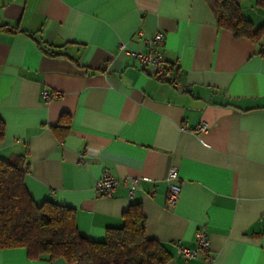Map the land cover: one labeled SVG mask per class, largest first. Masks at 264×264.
Returning <instances> with one entry per match:
<instances>
[{
	"label": "crops",
	"instance_id": "obj_1",
	"mask_svg": "<svg viewBox=\"0 0 264 264\" xmlns=\"http://www.w3.org/2000/svg\"><path fill=\"white\" fill-rule=\"evenodd\" d=\"M234 1L254 26L264 21L254 0ZM155 32L175 68L161 79L126 52H147ZM43 89L59 95L46 101ZM0 119V156H23L29 196L72 208L88 239L102 241L139 202L166 264H264V57L218 27L204 0H0ZM105 169L120 180L109 198L93 189ZM131 177L130 197L121 181ZM199 229L208 253L186 260L176 245L194 248ZM0 264L67 263L14 247L0 250Z\"/></svg>",
	"mask_w": 264,
	"mask_h": 264
},
{
	"label": "trees",
	"instance_id": "obj_2",
	"mask_svg": "<svg viewBox=\"0 0 264 264\" xmlns=\"http://www.w3.org/2000/svg\"><path fill=\"white\" fill-rule=\"evenodd\" d=\"M204 1L218 27L257 43L264 57V21L254 26L234 0ZM254 4L264 11V0H254ZM40 48L44 46L40 44ZM68 118L62 113L52 127L57 136L65 134ZM3 132L0 119V138ZM25 172L23 156H0V250L21 247L30 259L62 258L67 264H166L170 257L167 248L145 235L139 202L128 205L121 227L108 228L102 241L91 240L77 230L72 208L52 200H32L24 185Z\"/></svg>",
	"mask_w": 264,
	"mask_h": 264
},
{
	"label": "built area",
	"instance_id": "obj_3",
	"mask_svg": "<svg viewBox=\"0 0 264 264\" xmlns=\"http://www.w3.org/2000/svg\"><path fill=\"white\" fill-rule=\"evenodd\" d=\"M163 40L162 32H155L151 37H147L144 39L148 50L147 52H130L126 50L127 53L133 54L140 64L148 67V73L150 76L156 79H161L165 74L173 71L174 66L168 63L162 54V50L160 49ZM120 48L124 46L119 44ZM176 72V71H175ZM171 82L176 84V78L172 77ZM59 94L57 92L50 93L48 90H42L43 98L48 101ZM181 128H185L183 124ZM208 129L207 123H201L195 126L194 130L197 133L205 132ZM177 167L175 165H170L166 171L165 181L167 184L166 197H165V205L167 207H173L177 201L180 194V186L177 183ZM137 177H131L127 180L123 179L121 182L127 184L128 186V195L131 197L133 195V191L137 184ZM120 180L116 179L108 169H105L103 174L99 179L96 180L94 184V192L98 196L102 197H111L112 192L119 185ZM209 241L207 233L204 229H199L195 234V247L188 248L182 245L177 244L176 250L177 253L186 260L196 258L197 254L202 251L205 254L208 253ZM211 258L207 255V262H210Z\"/></svg>",
	"mask_w": 264,
	"mask_h": 264
}]
</instances>
